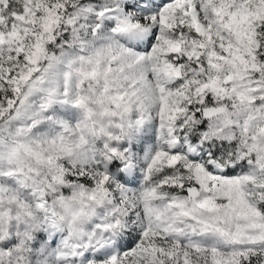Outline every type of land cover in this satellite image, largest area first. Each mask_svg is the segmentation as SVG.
<instances>
[{
  "label": "snow or ice",
  "instance_id": "snow-or-ice-1",
  "mask_svg": "<svg viewBox=\"0 0 264 264\" xmlns=\"http://www.w3.org/2000/svg\"><path fill=\"white\" fill-rule=\"evenodd\" d=\"M0 264H264V0H0Z\"/></svg>",
  "mask_w": 264,
  "mask_h": 264
}]
</instances>
